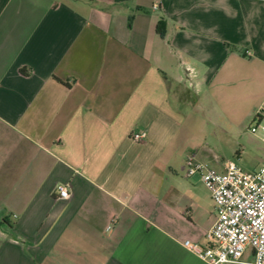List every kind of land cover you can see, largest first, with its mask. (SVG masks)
<instances>
[{
	"label": "crops",
	"instance_id": "obj_1",
	"mask_svg": "<svg viewBox=\"0 0 264 264\" xmlns=\"http://www.w3.org/2000/svg\"><path fill=\"white\" fill-rule=\"evenodd\" d=\"M263 102L264 0H0V264H205L185 161Z\"/></svg>",
	"mask_w": 264,
	"mask_h": 264
},
{
	"label": "built area",
	"instance_id": "obj_2",
	"mask_svg": "<svg viewBox=\"0 0 264 264\" xmlns=\"http://www.w3.org/2000/svg\"><path fill=\"white\" fill-rule=\"evenodd\" d=\"M249 130L254 135L264 132V102ZM132 138L142 142L146 134L135 133ZM185 170L189 177L200 175L217 217L206 234V246L189 240L183 246L205 264H264V163L259 170L248 172L228 160L217 170L191 155ZM56 192L58 199L71 198L69 185L57 186Z\"/></svg>",
	"mask_w": 264,
	"mask_h": 264
},
{
	"label": "rangeland",
	"instance_id": "obj_3",
	"mask_svg": "<svg viewBox=\"0 0 264 264\" xmlns=\"http://www.w3.org/2000/svg\"><path fill=\"white\" fill-rule=\"evenodd\" d=\"M251 121L252 119L241 131V134L233 136L228 142L212 136L204 137L203 143L210 150V155L219 162L234 161L239 167L248 172L259 170L264 163V132H258L254 135L249 130ZM238 151L242 154L239 155Z\"/></svg>",
	"mask_w": 264,
	"mask_h": 264
},
{
	"label": "trees",
	"instance_id": "obj_4",
	"mask_svg": "<svg viewBox=\"0 0 264 264\" xmlns=\"http://www.w3.org/2000/svg\"><path fill=\"white\" fill-rule=\"evenodd\" d=\"M162 26H164V23L161 21V22L159 23V30H161V33L163 32V28H162Z\"/></svg>",
	"mask_w": 264,
	"mask_h": 264
}]
</instances>
